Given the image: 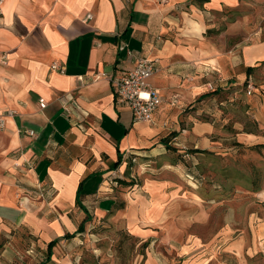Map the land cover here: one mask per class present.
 Masks as SVG:
<instances>
[{"label":"crops","instance_id":"crops-1","mask_svg":"<svg viewBox=\"0 0 264 264\" xmlns=\"http://www.w3.org/2000/svg\"><path fill=\"white\" fill-rule=\"evenodd\" d=\"M239 7L237 0H3L0 115H14L0 131V264H80L88 224L133 207L117 202L127 185L113 175L128 181L156 159L171 166L173 131L175 140L188 134L194 149L209 140L212 125L193 116L188 129L171 122L180 114L174 119L169 102L178 93L190 106L208 93L225 41L206 31ZM237 23H225L227 34ZM243 54L254 68L264 42ZM140 58L158 66L150 83L163 102L151 124L135 123L113 86ZM81 183L86 212L77 205ZM133 216L122 222L147 219Z\"/></svg>","mask_w":264,"mask_h":264},{"label":"rangeland","instance_id":"rangeland-1","mask_svg":"<svg viewBox=\"0 0 264 264\" xmlns=\"http://www.w3.org/2000/svg\"><path fill=\"white\" fill-rule=\"evenodd\" d=\"M237 2L232 16L206 31L225 41L217 47L225 57L207 78L208 93L195 107L183 106L178 93L169 102L174 119L180 114L171 122L188 129L185 119L193 116L212 125L209 140L194 149L188 134L175 140L173 131L171 166L156 159L134 168L128 181L113 175L127 183L117 202L126 198L133 207L88 224L80 264H264V61L250 76L243 61L249 46L264 42V0ZM231 22L238 23L227 34ZM127 214L147 219L125 225Z\"/></svg>","mask_w":264,"mask_h":264},{"label":"built area","instance_id":"built-area-1","mask_svg":"<svg viewBox=\"0 0 264 264\" xmlns=\"http://www.w3.org/2000/svg\"><path fill=\"white\" fill-rule=\"evenodd\" d=\"M2 2L3 0H0V14ZM86 18L91 20L93 17L88 14ZM129 55H131L130 52ZM51 68L60 73L64 72V68H59L57 65H53ZM157 73L158 66L155 60L140 58L133 69L113 80L116 95L130 109L135 123L151 124L156 111L162 105V97L150 83V79ZM252 90L253 87L250 85L249 94H252ZM176 102L173 100L174 104ZM13 115V112L0 115V131L6 129L7 119Z\"/></svg>","mask_w":264,"mask_h":264},{"label":"trees","instance_id":"trees-1","mask_svg":"<svg viewBox=\"0 0 264 264\" xmlns=\"http://www.w3.org/2000/svg\"><path fill=\"white\" fill-rule=\"evenodd\" d=\"M254 70H255V68L249 67V68L247 69V75L250 76V75L254 72ZM174 137H176L175 134L171 135V140H173ZM167 147H168L167 149L171 150V152H175V150H176L174 147H172V145H171V147H170V146H168V144H167ZM261 147H263V146H258L256 149L259 150ZM119 182H120V181H119ZM122 183L127 185V183H125V182H123V181H122ZM131 184H133V183L131 182ZM82 185H83V183L80 184V187H79V190H78V195H77V205H78L79 208H81L83 211H85V207H84L83 204H82V196H83V195H82ZM122 207H123V206H122ZM122 207H121V208H122ZM85 212H86V211H85ZM88 221H90V219L87 217V218L82 222V224H81V228H80L81 231L84 230V225H85ZM55 243H56V241L51 242V243L48 245V255L51 254L52 246H53Z\"/></svg>","mask_w":264,"mask_h":264}]
</instances>
